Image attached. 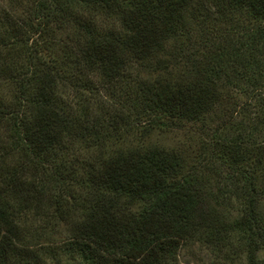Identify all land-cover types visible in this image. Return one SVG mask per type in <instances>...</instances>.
Wrapping results in <instances>:
<instances>
[{
  "label": "trees",
  "instance_id": "trees-1",
  "mask_svg": "<svg viewBox=\"0 0 264 264\" xmlns=\"http://www.w3.org/2000/svg\"><path fill=\"white\" fill-rule=\"evenodd\" d=\"M197 245L264 264V0H0V264Z\"/></svg>",
  "mask_w": 264,
  "mask_h": 264
},
{
  "label": "rangeland",
  "instance_id": "rangeland-1",
  "mask_svg": "<svg viewBox=\"0 0 264 264\" xmlns=\"http://www.w3.org/2000/svg\"><path fill=\"white\" fill-rule=\"evenodd\" d=\"M184 134L182 132H166L165 134H161L160 132H156L152 138V141L159 142L165 145H172L175 141L180 138H184ZM261 254V252H260ZM191 257L193 261L198 264H247L244 256L235 257L230 261L223 260H215L212 253L205 248H201L199 245L195 246L193 250H191ZM60 264H65V258L62 257V262ZM66 264H69L66 262ZM74 264V263H72Z\"/></svg>",
  "mask_w": 264,
  "mask_h": 264
}]
</instances>
